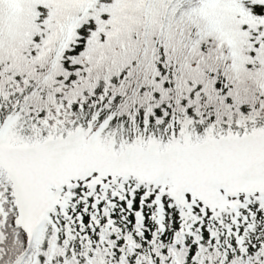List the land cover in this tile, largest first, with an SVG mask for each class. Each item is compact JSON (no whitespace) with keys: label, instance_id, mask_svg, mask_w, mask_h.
Instances as JSON below:
<instances>
[{"label":"snow or ice","instance_id":"obj_1","mask_svg":"<svg viewBox=\"0 0 264 264\" xmlns=\"http://www.w3.org/2000/svg\"><path fill=\"white\" fill-rule=\"evenodd\" d=\"M0 264H264V0H0Z\"/></svg>","mask_w":264,"mask_h":264}]
</instances>
